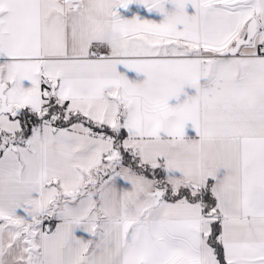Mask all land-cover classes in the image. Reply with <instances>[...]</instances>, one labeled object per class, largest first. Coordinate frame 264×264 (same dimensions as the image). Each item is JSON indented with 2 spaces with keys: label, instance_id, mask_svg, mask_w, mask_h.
<instances>
[{
  "label": "snow or ice",
  "instance_id": "1",
  "mask_svg": "<svg viewBox=\"0 0 264 264\" xmlns=\"http://www.w3.org/2000/svg\"><path fill=\"white\" fill-rule=\"evenodd\" d=\"M0 264H264V0H0Z\"/></svg>",
  "mask_w": 264,
  "mask_h": 264
}]
</instances>
